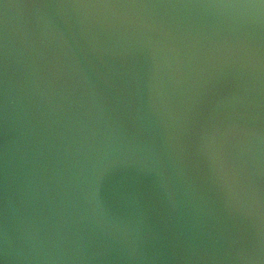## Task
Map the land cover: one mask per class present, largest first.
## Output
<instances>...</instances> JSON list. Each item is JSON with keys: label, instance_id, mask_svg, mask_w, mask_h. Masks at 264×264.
<instances>
[{"label": "water", "instance_id": "95a60500", "mask_svg": "<svg viewBox=\"0 0 264 264\" xmlns=\"http://www.w3.org/2000/svg\"><path fill=\"white\" fill-rule=\"evenodd\" d=\"M0 264H264V0H0Z\"/></svg>", "mask_w": 264, "mask_h": 264}]
</instances>
